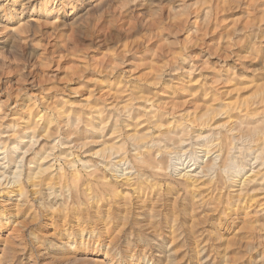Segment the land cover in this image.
<instances>
[{
	"label": "rangeland",
	"instance_id": "rangeland-1",
	"mask_svg": "<svg viewBox=\"0 0 264 264\" xmlns=\"http://www.w3.org/2000/svg\"><path fill=\"white\" fill-rule=\"evenodd\" d=\"M0 264H264V0H0Z\"/></svg>",
	"mask_w": 264,
	"mask_h": 264
},
{
	"label": "bare ground",
	"instance_id": "bare-ground-1",
	"mask_svg": "<svg viewBox=\"0 0 264 264\" xmlns=\"http://www.w3.org/2000/svg\"><path fill=\"white\" fill-rule=\"evenodd\" d=\"M206 151H207V152H210L211 150H210V149H206ZM201 170H202V169H201ZM186 175H187V174H186ZM184 176H185V174H184ZM1 178H2V177H1ZM191 178H192V177H191L190 175H187V177H186V179H189V180H190ZM128 179H129V178H128ZM192 180H193V179H192ZM248 180H249V179H248ZM190 181H191V180H190ZM244 181H245V180H244ZM244 181H243V182H244ZM250 181H252V179H250L249 182H250ZM247 182H248V181H247Z\"/></svg>",
	"mask_w": 264,
	"mask_h": 264
}]
</instances>
